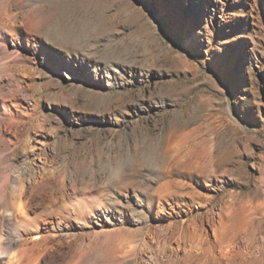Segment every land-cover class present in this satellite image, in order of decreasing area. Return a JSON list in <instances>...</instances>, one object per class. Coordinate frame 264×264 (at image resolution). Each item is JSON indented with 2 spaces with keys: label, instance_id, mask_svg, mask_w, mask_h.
Segmentation results:
<instances>
[{
  "label": "rangeland",
  "instance_id": "374dc122",
  "mask_svg": "<svg viewBox=\"0 0 264 264\" xmlns=\"http://www.w3.org/2000/svg\"><path fill=\"white\" fill-rule=\"evenodd\" d=\"M21 174L53 264H216L239 206L264 264V0H0V207Z\"/></svg>",
  "mask_w": 264,
  "mask_h": 264
},
{
  "label": "bare ground",
  "instance_id": "6f19581e",
  "mask_svg": "<svg viewBox=\"0 0 264 264\" xmlns=\"http://www.w3.org/2000/svg\"><path fill=\"white\" fill-rule=\"evenodd\" d=\"M22 176V174L21 176L17 175L12 179L11 189L14 199L11 198L13 200L10 201L11 207L9 209H7V206L0 207V264H40L41 261L43 264H53V259L45 257V253L50 251V245H48L46 237L43 235V229H46V227L42 225L39 219L38 215H41V213L35 214L37 204L42 197L35 193L37 191L32 187L35 183L31 184L29 178L27 179L28 184L24 185ZM37 185H34V187ZM27 187L30 189L32 187L31 192L27 191ZM246 208L239 206L229 209L226 214H218L219 220L214 225L212 240L206 242L207 249L212 250L214 247L220 249L219 252L217 250V255L215 253L216 257L213 254L215 259L217 258L216 264L232 263L233 250L236 246L234 242L235 235L237 231L243 229L241 227L246 224L248 218V214H245L248 210ZM12 226L15 233L13 232L14 235L7 236L5 234L6 229ZM14 248L17 250L14 251ZM48 256L51 257L50 252Z\"/></svg>",
  "mask_w": 264,
  "mask_h": 264
}]
</instances>
